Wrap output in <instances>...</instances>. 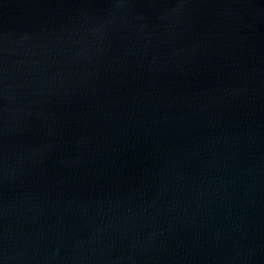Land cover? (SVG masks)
<instances>
[{
  "label": "water",
  "instance_id": "1",
  "mask_svg": "<svg viewBox=\"0 0 264 264\" xmlns=\"http://www.w3.org/2000/svg\"><path fill=\"white\" fill-rule=\"evenodd\" d=\"M0 264H264V0H0Z\"/></svg>",
  "mask_w": 264,
  "mask_h": 264
}]
</instances>
